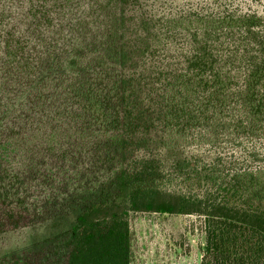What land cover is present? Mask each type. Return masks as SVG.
Wrapping results in <instances>:
<instances>
[{
  "label": "trees",
  "instance_id": "16d2710c",
  "mask_svg": "<svg viewBox=\"0 0 264 264\" xmlns=\"http://www.w3.org/2000/svg\"><path fill=\"white\" fill-rule=\"evenodd\" d=\"M30 2L17 32L5 13L0 65L19 79L49 63L103 135L118 108L122 162L115 193L77 214L64 257L0 264H129L130 215L148 212L201 219L199 264H264V0ZM3 191L0 232L29 224Z\"/></svg>",
  "mask_w": 264,
  "mask_h": 264
},
{
  "label": "rangeland",
  "instance_id": "374dc122",
  "mask_svg": "<svg viewBox=\"0 0 264 264\" xmlns=\"http://www.w3.org/2000/svg\"><path fill=\"white\" fill-rule=\"evenodd\" d=\"M32 6L30 0H0V24L10 11L17 32L24 9L32 16ZM29 23L38 29L37 20L29 18ZM43 41L38 37L40 46ZM2 47L0 43V51ZM36 60L38 65L42 58ZM10 72L0 65V190L5 186L4 193L26 204L30 223L0 232V259L42 255L59 260L77 214L115 193V172L122 162L120 110L115 107L113 127L103 135L73 111L80 105L64 90L63 81L54 80L57 71L49 63L19 79ZM42 79L47 86L40 93ZM175 159L168 157L166 163L171 166ZM203 239L196 215L132 213L129 264H199Z\"/></svg>",
  "mask_w": 264,
  "mask_h": 264
}]
</instances>
